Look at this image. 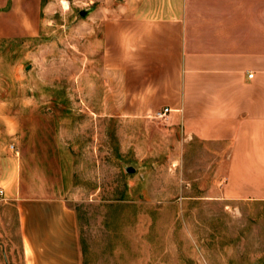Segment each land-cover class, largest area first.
I'll list each match as a JSON object with an SVG mask.
<instances>
[{"label": "rangeland", "instance_id": "rangeland-1", "mask_svg": "<svg viewBox=\"0 0 264 264\" xmlns=\"http://www.w3.org/2000/svg\"><path fill=\"white\" fill-rule=\"evenodd\" d=\"M167 8L166 0H0V132L25 183L75 212L84 264H264V207L215 194L208 164L191 161L203 148L190 145L182 160L163 118L122 113L132 104L105 27ZM3 222L0 264H22L13 209L7 236Z\"/></svg>", "mask_w": 264, "mask_h": 264}, {"label": "crops", "instance_id": "crops-1", "mask_svg": "<svg viewBox=\"0 0 264 264\" xmlns=\"http://www.w3.org/2000/svg\"><path fill=\"white\" fill-rule=\"evenodd\" d=\"M166 5L163 15L138 13L105 27L117 80L132 104L122 113L152 116L168 108L163 122L176 131L181 159L190 145L201 146L210 155L201 151L196 159L192 150L191 161L208 164L214 193L263 209L264 0ZM2 133L0 218L7 236L13 209L22 264H84L75 212L63 197L25 183Z\"/></svg>", "mask_w": 264, "mask_h": 264}, {"label": "built area", "instance_id": "built-area-1", "mask_svg": "<svg viewBox=\"0 0 264 264\" xmlns=\"http://www.w3.org/2000/svg\"><path fill=\"white\" fill-rule=\"evenodd\" d=\"M249 77H251V75H249ZM169 111L168 108H164L161 112L156 113L155 115H152V117L156 118V119H162L165 117V114ZM3 192L0 189V196H2Z\"/></svg>", "mask_w": 264, "mask_h": 264}, {"label": "water", "instance_id": "water-1", "mask_svg": "<svg viewBox=\"0 0 264 264\" xmlns=\"http://www.w3.org/2000/svg\"><path fill=\"white\" fill-rule=\"evenodd\" d=\"M87 13H88L87 11L83 10V11L80 12V15H81V16H85ZM127 171H128V172H132L133 169H132V168H127Z\"/></svg>", "mask_w": 264, "mask_h": 264}]
</instances>
